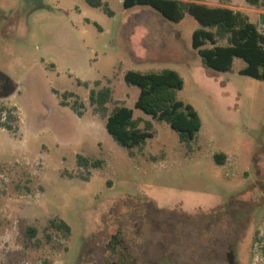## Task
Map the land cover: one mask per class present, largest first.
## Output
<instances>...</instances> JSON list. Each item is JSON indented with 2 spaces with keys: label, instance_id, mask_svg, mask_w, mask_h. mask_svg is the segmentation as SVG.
<instances>
[{
  "label": "rangeland",
  "instance_id": "obj_1",
  "mask_svg": "<svg viewBox=\"0 0 264 264\" xmlns=\"http://www.w3.org/2000/svg\"><path fill=\"white\" fill-rule=\"evenodd\" d=\"M102 2L0 0V121L12 126L0 127V264H101L113 259L115 237L128 247L122 254L142 244L150 263L168 250L178 264L180 248L193 247L196 206L207 210L264 183V80L241 74L239 57L227 71L205 66L189 12L172 21L148 5ZM239 4L264 30V7ZM165 68L183 79L176 96L197 111L196 136L182 143L168 123L134 108L154 135L119 145L89 104L93 81L112 87L109 109L133 107L139 88L124 73ZM75 99L81 114L61 104ZM79 154L102 164L79 166ZM152 205L182 210L184 220Z\"/></svg>",
  "mask_w": 264,
  "mask_h": 264
},
{
  "label": "trees",
  "instance_id": "obj_2",
  "mask_svg": "<svg viewBox=\"0 0 264 264\" xmlns=\"http://www.w3.org/2000/svg\"><path fill=\"white\" fill-rule=\"evenodd\" d=\"M86 1L92 6L103 5L102 0ZM246 1L264 7V0ZM122 4L124 7L148 5L172 21H179L185 12H189L199 23L192 32L191 44L205 66L217 71H227L232 68L234 58L239 57L245 61V65L239 70L241 74L264 80V30L250 20L245 11L195 0H122ZM105 9L108 10L106 6ZM124 80L126 84L139 88L133 107L117 103L109 109L108 103L112 100L113 90L109 84L101 85L100 80L93 81L88 92L90 106L105 119L107 132L119 145L132 148L145 143L147 138L154 135L152 121L135 116L134 108L152 119L168 123L178 133L180 142L188 144L194 139L201 127V120L190 103L177 98L176 90L183 87V79L176 70L165 68L144 72L128 69L124 73ZM83 84L88 86L87 82ZM62 96L66 99L73 96V93L64 91ZM61 104L70 105L80 114L85 106L77 99L72 103L62 100ZM4 110L6 107L1 105L0 116ZM0 127L12 128L5 121H0ZM215 157L223 162L217 154ZM77 164L85 168L99 167L102 160L79 154ZM50 225L64 233L70 231V226L64 221L52 219ZM27 232L33 236L35 228L28 227Z\"/></svg>",
  "mask_w": 264,
  "mask_h": 264
},
{
  "label": "flooded vegetation",
  "instance_id": "obj_3",
  "mask_svg": "<svg viewBox=\"0 0 264 264\" xmlns=\"http://www.w3.org/2000/svg\"><path fill=\"white\" fill-rule=\"evenodd\" d=\"M152 207L164 216L171 215L176 224L184 220L180 214H186ZM194 215L193 247L180 248L178 264H264V183L255 182L241 194L216 202L207 210L196 206ZM122 240L115 237L113 259L101 264H174L168 250H162L150 263L153 256L142 244L135 248V254H122L121 250H128Z\"/></svg>",
  "mask_w": 264,
  "mask_h": 264
},
{
  "label": "crops",
  "instance_id": "obj_4",
  "mask_svg": "<svg viewBox=\"0 0 264 264\" xmlns=\"http://www.w3.org/2000/svg\"><path fill=\"white\" fill-rule=\"evenodd\" d=\"M195 1L204 2V3L210 4V5L229 6V7L241 9L244 11V8L242 6H240V4H239L240 2L242 3L244 0H195ZM228 1H231V3H229V4L226 3Z\"/></svg>",
  "mask_w": 264,
  "mask_h": 264
}]
</instances>
